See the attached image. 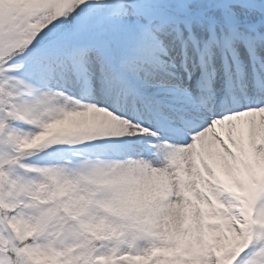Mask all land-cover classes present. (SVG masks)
<instances>
[{"label": "snow or ice", "instance_id": "snow-or-ice-1", "mask_svg": "<svg viewBox=\"0 0 264 264\" xmlns=\"http://www.w3.org/2000/svg\"><path fill=\"white\" fill-rule=\"evenodd\" d=\"M0 264H264V0H0Z\"/></svg>", "mask_w": 264, "mask_h": 264}]
</instances>
